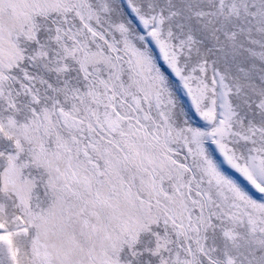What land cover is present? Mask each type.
<instances>
[{
  "label": "snow or ice",
  "instance_id": "1",
  "mask_svg": "<svg viewBox=\"0 0 264 264\" xmlns=\"http://www.w3.org/2000/svg\"><path fill=\"white\" fill-rule=\"evenodd\" d=\"M0 264H264V0H0Z\"/></svg>",
  "mask_w": 264,
  "mask_h": 264
}]
</instances>
